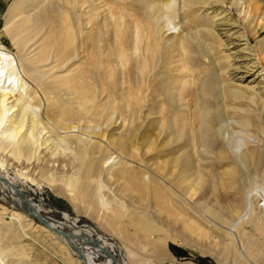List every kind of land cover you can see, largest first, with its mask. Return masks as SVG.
<instances>
[{
  "label": "bare ground",
  "instance_id": "bare-ground-1",
  "mask_svg": "<svg viewBox=\"0 0 264 264\" xmlns=\"http://www.w3.org/2000/svg\"><path fill=\"white\" fill-rule=\"evenodd\" d=\"M172 1L14 0L8 7L0 37L4 34L16 51H10L0 39V190L4 194L0 209L10 216L9 222L0 224V264H6L4 258L8 255L19 260L28 255L27 250L17 247L22 240L18 229L25 232L23 225L28 226L33 219L39 221L34 224L38 232L53 236L51 230L58 231L66 244L70 243L68 248L59 246L60 253L64 249L66 252L76 250L87 264H145L146 260L140 258L142 251L135 249L132 242L123 249V253L122 248L115 246L112 238L95 225L79 219L72 221L62 212L32 202L19 186L28 175L55 178L68 171H78L85 157L86 172L94 176L102 168L101 161L103 164L106 161L100 156H104L111 147L110 139L99 127L104 122L111 125V117L117 112H128V120L123 118L132 129V138L137 135L138 113H142L143 120H147L142 136L145 154L157 158L175 155L179 179L172 181L179 193L173 200L181 207L187 198L184 195L191 196L193 193L192 180L200 183L203 176L214 171L213 167L207 168L208 165L201 166L202 163L195 168V157L200 162L216 159L224 167L223 174L237 186L238 194H241L245 176L251 170L259 171L264 165V152L255 146H247L238 158L234 157L220 143L219 126L223 118L235 116L238 126L260 132L259 142L264 143V113L261 115L257 109L250 108L245 113L240 112L241 106H251L249 100L264 111V88H256L258 91L254 93L257 98L254 100L247 88L233 89L229 83L222 82L217 72L200 71L194 65L199 59L198 51L192 46L195 42L198 48V39L209 35L213 36V40L220 39L224 51L235 50L224 55L231 59L224 68L230 80L245 81L248 76L255 75L258 65L264 70V38L254 41L255 37L264 33V25L256 18L252 27V20L259 16V0H243L248 18L241 28L225 21V16L221 15L225 10H221L215 14L219 17L212 22L211 30L187 31L181 36L174 26L166 28L167 22L175 15ZM179 1V17L185 19L187 30L197 22L190 16L195 5L207 2L211 13H216L223 3V0ZM94 2L104 4V15L99 11L100 6L92 4ZM161 19L163 23L159 22ZM232 27L242 29L239 36L227 33ZM164 34L174 35L165 39ZM240 40L244 43H239ZM252 41L254 45L247 47ZM243 45L246 46L236 50ZM208 64L215 66L213 57H209ZM47 65L51 67L45 69ZM52 69L56 70L50 72ZM259 75L256 72L255 78ZM17 91L23 95L18 93L19 96L6 105L7 99L16 96ZM24 95L27 99L23 98ZM31 106H39L41 112L32 114ZM9 113L11 116H7ZM155 124L157 131L155 126L152 127ZM228 126L234 129L233 124ZM42 130H46L44 133L48 135L38 145V134ZM34 144L37 146L33 147ZM58 146H62V150L54 152ZM216 147L218 149L213 151ZM36 148L39 152L34 155L32 150L35 152ZM139 148L133 145L126 154L139 159ZM66 149H71L73 155L68 156L64 152ZM119 151L114 158L124 153ZM61 152L63 157L59 156ZM250 163L254 169L248 168ZM134 169L125 164L107 175L110 179L122 180V187L129 195L134 186L142 185L140 177L130 173ZM261 178L264 180V172ZM158 180L163 184L166 182L165 177H158ZM262 199V214L255 213L257 224L252 232L244 227L234 228L229 216L227 219L220 217L226 229L222 230L224 236L229 243L241 246L237 250L240 253L246 250L244 243L254 245L255 240H261L258 236L264 237V197ZM138 204H145V200L139 198ZM148 208L149 211L131 214L130 218L139 220L152 231L159 229L157 224L172 228L178 223L175 208L171 207L170 211L165 209L166 214L161 207ZM239 209L230 216L238 214ZM100 219L104 221L102 216ZM24 221L30 222L22 225ZM173 232L181 233L182 238L186 236L184 232ZM165 239L163 236L161 240L164 242ZM230 250L232 247H228L227 251ZM117 256L120 262L116 260Z\"/></svg>",
  "mask_w": 264,
  "mask_h": 264
},
{
  "label": "rangeland",
  "instance_id": "rangeland-1",
  "mask_svg": "<svg viewBox=\"0 0 264 264\" xmlns=\"http://www.w3.org/2000/svg\"><path fill=\"white\" fill-rule=\"evenodd\" d=\"M13 1L14 0H0V31L3 27V19L6 15V11ZM172 2L174 4L175 15L167 22L166 28L174 26L177 31L176 33L179 36L185 35L187 31H196L203 28L204 30H211L210 26L212 25V22L219 17L215 16V14H218L221 10H225L221 14L225 16V21L229 24L233 23L238 25L240 28L243 27L248 18L247 9H243V0H223L220 10H217L216 13H211V9L207 8V2H205V4L201 3L194 6L192 15L190 14V16L197 22L187 30L184 27L185 19L179 17L180 1L174 0ZM234 2L235 6L233 7L232 3ZM92 4H96L98 8L101 7L99 9L101 14L104 15L106 13V7L103 3L94 2ZM198 6H200V8ZM257 13L259 16L256 15L252 20V27L256 22V18L257 22L264 25V0H259V9ZM159 22L163 23V20L161 19ZM240 28L232 27L227 33H233V36H239L240 32H242V29ZM173 35L165 36L164 34V37L165 39H168ZM204 36L198 39L200 47L198 46L197 48V46L194 45L195 42L192 44V46L195 47V50L198 51L197 57L199 58L196 60L197 62L195 61L196 63L194 62V65L198 67L200 71L205 69L204 71L207 70V73H209V70L210 72H217L218 74L216 75H221L222 82L229 83L233 89L247 88L252 92L251 98L255 100L257 97L255 96L254 91H258L256 88H258V86L264 88V70H261L262 67L258 65L256 72L257 75L258 73L260 75L257 78H255L256 72L254 73L255 75H252L254 76L253 78L256 79L254 81L253 78L251 79L252 76H248L245 81L235 79L230 80L231 77L228 79L224 68L226 69V66L230 64L231 59L225 58L224 55L235 50L230 49L229 52L224 51L223 47L220 46V39L213 40L214 38H211L213 36ZM262 38H264V33H260L259 36L254 38V41ZM0 39L10 51H16L4 34H1ZM222 40H224L223 37ZM254 41L249 42L247 47L254 45ZM239 43H244V41L240 40ZM245 46L246 45L240 46V48L238 47L236 50ZM207 47L209 48L208 50L206 49ZM212 48L215 50L213 51ZM245 51L248 50L246 49ZM251 53L254 52L252 51ZM209 57H213L215 66H210L208 64ZM175 59H177V57H175ZM198 60H200V63ZM51 65H47L45 69L50 68ZM55 70L56 69H52L50 72ZM21 76L23 79L25 78L23 73ZM257 81L260 82L257 83ZM16 93V96L9 98L10 100L7 99V104L6 102H3V104H10L8 102L11 101V99L18 97L20 94L18 91ZM26 96L27 95H24L23 98L27 99L25 98ZM28 100H30L29 97ZM249 103L251 106L240 107L242 110H240L241 113H245L250 108L257 109L256 111L263 115L264 111L262 110V107H259L258 109V105L254 104L252 100H249ZM31 107L32 110L30 109V111H32V114L38 115L41 112L39 106ZM126 115H128V112L125 110L122 111V114L117 112L111 117L113 120H111V125L108 126L106 122L100 125L99 130H103L105 137L108 140L110 139L111 147L108 148V151L106 150L104 156H100V159L105 158L106 161L104 164L101 161L100 165L102 168L99 169L94 176L86 172L85 157L83 165L80 167L81 169L78 171H68L63 173L61 177L54 178L48 175L26 176L25 179L19 183L23 192L31 198L32 202L40 204L42 207L62 212L70 216L72 221L79 219L82 220V222H89L92 225H95L99 231L112 238L114 245L122 248L123 253V249H125L128 243L132 242V244L135 245V249L142 251H139L141 252L140 258L146 260L145 264H264V237L260 235V232L258 233V235H260L258 237L261 240H255L254 245L244 243L243 246L246 250H243L242 253H240L237 250L241 246L237 247V245H233L232 242L229 243L228 239L224 236V231L226 230L225 225L220 221V217L227 219L229 216L233 220L234 228L237 226V228L244 227L247 231L252 232L253 227L257 224L256 214H262L263 210L262 198L264 197V180L261 178V175L264 172V165L259 171L253 172L251 170V172L245 176L241 194H238L237 186L233 184L230 177L223 174L222 171L224 167L221 166L216 159H208L206 160L208 162L206 164L205 160L200 162L198 158L195 157L193 163L195 164V168L198 167V164L202 163L201 166L204 167L208 165L207 168L213 167L214 171L208 173L205 177L203 176V180L200 183H196V181L192 180L193 189H191V193H193L191 196L184 195L185 198L187 197L186 200H184L187 205L184 203L182 206L187 210H184L175 202V200H173L176 199V194L179 193L175 190V184H173L172 181L179 179L177 161L174 158L175 155L171 154L170 156L165 155L157 158L145 154V150L142 147V136L147 120H143L142 113H138V118L136 120L137 135L135 138H132V129L128 125V116ZM7 116H11V113ZM152 117L154 118L155 116ZM237 120V117L231 116L223 118L220 121L221 145H224L225 148L236 158H238V155L247 146L258 147V149L264 152V143L259 142L261 133L251 132L238 126L236 123ZM81 123L82 121L79 122V124ZM152 123L154 124L155 122ZM229 123L233 124V130L228 126ZM156 126V124L152 126L154 129L156 128L155 131H157L158 127ZM45 131L46 130H42L40 134H38V145L39 141L43 140V138L48 135V133H44ZM37 144H34L33 147H36ZM133 145L140 147L138 149L139 159H133L126 154ZM61 147L62 146L56 147L54 152H57V149L62 150L63 147ZM38 148H36L35 152L33 151L34 149L32 150L34 155L39 152ZM217 149L218 147L214 148L213 151H216ZM119 150L124 151V153H121V156L114 158V156L120 152ZM64 152H66L68 156L73 155L71 149H66ZM57 155L58 153L55 154V156ZM59 156L63 157L64 153ZM33 159L34 158L30 159V161ZM140 160L142 162H140ZM211 162L212 164H210ZM125 164L135 168L134 171H131L130 173L138 175L142 182V185L134 186L129 195L122 187L124 186V184L121 183L122 180H113L107 175L108 173L115 171L117 167L119 168ZM216 166L218 167L216 168ZM83 167L84 170L82 169ZM242 167L246 170L244 165H242ZM248 168L254 169V165L250 163ZM15 170L16 168L10 170V172ZM23 171L26 170L23 169ZM56 176H58V174ZM158 177H165L166 182L163 184L162 181L158 180ZM3 198L4 194L0 190V200ZM139 198L144 199L145 204H138ZM148 207H154L155 209L161 207L163 214L170 211L171 207L175 208V218H177L178 223L172 228L157 224L159 229L152 231L149 226L143 225L139 220H132L130 218L131 214L134 215L138 212L149 211ZM238 207H240L238 214L230 216L238 210ZM165 209H167V211H165ZM178 212H180V214H177ZM180 215L182 218L180 217L179 219ZM100 216L104 218L103 222L100 219ZM170 218L171 220L173 219L172 216ZM203 219L212 223H207ZM9 221V213L0 209V224H2L1 222ZM29 222L30 221H24L21 224L23 225ZM36 223L38 224L39 221L33 219L28 226L23 225V230L25 232H22L20 228L18 229L23 241L21 240V242H18L17 244L20 245H17V247L20 246L27 250L28 255L21 257L20 260L16 256L8 255V257H5L6 259L4 258L6 264H18V261H21L19 264H87L76 250H67L66 252V249H64L62 250V253H60V250H58L60 249L59 246L62 245L68 248L70 243L66 244V241L63 240L64 237L58 231L51 230L53 236L38 232L37 229L35 230L34 228V224ZM174 230L184 232L186 235L185 238L180 236L181 233L173 232ZM262 234L264 236V233ZM163 236L166 237V241L164 242L161 240ZM53 240H56V242L54 243ZM1 243H3V241H1ZM228 247H232V250L227 251ZM247 250H249V252H247ZM116 260L118 262L121 261L119 256L116 257Z\"/></svg>",
  "mask_w": 264,
  "mask_h": 264
},
{
  "label": "water",
  "instance_id": "water-1",
  "mask_svg": "<svg viewBox=\"0 0 264 264\" xmlns=\"http://www.w3.org/2000/svg\"><path fill=\"white\" fill-rule=\"evenodd\" d=\"M85 223L89 224V222H85Z\"/></svg>",
  "mask_w": 264,
  "mask_h": 264
}]
</instances>
